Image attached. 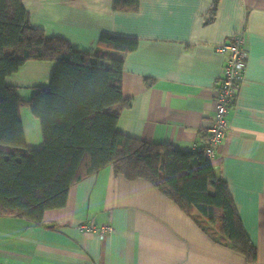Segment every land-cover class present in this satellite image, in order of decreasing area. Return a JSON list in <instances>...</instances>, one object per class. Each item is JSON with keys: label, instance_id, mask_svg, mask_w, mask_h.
<instances>
[{"label": "crops", "instance_id": "crops-1", "mask_svg": "<svg viewBox=\"0 0 264 264\" xmlns=\"http://www.w3.org/2000/svg\"><path fill=\"white\" fill-rule=\"evenodd\" d=\"M141 0L120 11L113 0H24L35 27L97 52L103 32L139 39L126 54L123 94L131 100L121 133L194 150L215 119V96L238 34L246 72L230 105L226 136L216 148V173L227 180L243 226L258 250L247 262L228 242L215 241L207 221L189 216L146 179L129 180L112 166L74 183L67 204L47 210L41 224L0 215V264H264V0ZM56 63L30 60L6 82L22 99L48 87ZM146 79H154L148 84ZM28 149L44 146L40 119L20 111ZM93 222L94 229L81 228ZM111 226V231L104 227Z\"/></svg>", "mask_w": 264, "mask_h": 264}, {"label": "trees", "instance_id": "trees-1", "mask_svg": "<svg viewBox=\"0 0 264 264\" xmlns=\"http://www.w3.org/2000/svg\"><path fill=\"white\" fill-rule=\"evenodd\" d=\"M220 1H212L206 24L213 22ZM140 3L113 0V7L138 11ZM98 44L97 52L76 49L67 38L35 27L24 0H0V215L41 224L47 210L67 204L74 183L112 166L129 180L152 182L189 216L206 220L215 241L256 261L257 247L229 183L206 154L207 143L183 150L118 131L119 117L131 105L122 84L126 54L137 49L139 39L103 32ZM30 60L53 61L56 68L49 86L37 87L25 100L6 79ZM24 106L40 119V149L27 148Z\"/></svg>", "mask_w": 264, "mask_h": 264}, {"label": "built area", "instance_id": "built-area-1", "mask_svg": "<svg viewBox=\"0 0 264 264\" xmlns=\"http://www.w3.org/2000/svg\"><path fill=\"white\" fill-rule=\"evenodd\" d=\"M218 48L223 52H227L228 58L224 75L219 81L214 98L216 106L215 119L209 129L205 142L209 145L206 149V154L212 160L216 157L217 146L226 136L230 105H233L236 101L237 91L244 79L247 67V53L238 34H234L232 40L221 43ZM196 148H203V145ZM94 227L95 224L93 222H83L81 224V228L86 230H92ZM104 229L111 231V226L104 227Z\"/></svg>", "mask_w": 264, "mask_h": 264}, {"label": "rangeland", "instance_id": "rangeland-1", "mask_svg": "<svg viewBox=\"0 0 264 264\" xmlns=\"http://www.w3.org/2000/svg\"><path fill=\"white\" fill-rule=\"evenodd\" d=\"M36 88H37V87H36ZM36 88H35V89H36Z\"/></svg>", "mask_w": 264, "mask_h": 264}]
</instances>
